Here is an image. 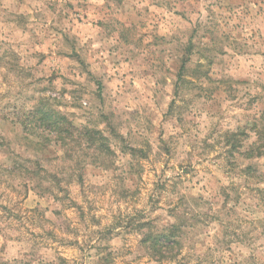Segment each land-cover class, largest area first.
<instances>
[{
	"label": "clouds",
	"instance_id": "9594fccd",
	"mask_svg": "<svg viewBox=\"0 0 264 264\" xmlns=\"http://www.w3.org/2000/svg\"><path fill=\"white\" fill-rule=\"evenodd\" d=\"M0 264H264V0H0Z\"/></svg>",
	"mask_w": 264,
	"mask_h": 264
}]
</instances>
